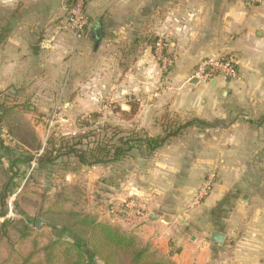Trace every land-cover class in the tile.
I'll return each mask as SVG.
<instances>
[{"label": "crops", "instance_id": "crops-1", "mask_svg": "<svg viewBox=\"0 0 264 264\" xmlns=\"http://www.w3.org/2000/svg\"><path fill=\"white\" fill-rule=\"evenodd\" d=\"M71 2L0 0L2 96L67 97V114L110 113L111 126L150 137L191 123L150 155L81 166L83 211L175 264H264V2L87 0L80 37L66 29ZM154 38L173 60L168 73ZM225 57L235 80H190L202 60ZM129 200L142 216L114 212Z\"/></svg>", "mask_w": 264, "mask_h": 264}, {"label": "trees", "instance_id": "trees-1", "mask_svg": "<svg viewBox=\"0 0 264 264\" xmlns=\"http://www.w3.org/2000/svg\"><path fill=\"white\" fill-rule=\"evenodd\" d=\"M157 40H149L153 52ZM164 52L166 53V44ZM0 110L1 113H8L10 109L0 106ZM190 124L187 122L173 129L166 127L165 133L159 137L119 127L105 128L98 133L60 137L57 141L51 140L38 156L40 146L30 151L22 144L21 149L12 148L0 140V167H4L3 161H6L8 172L0 190V239H6L9 229L16 226H20V240L31 238L35 232L32 224L36 225L39 218L43 220L42 226L51 231L50 237L42 245L33 238L29 252L14 264H175L149 244H143L135 236L99 221L89 213L66 210L63 202L61 204L55 201L48 208L41 206L34 219L21 212L23 217L16 220L7 218L6 201L17 189L15 180L27 175L29 168L34 166V161L33 172H43L46 179L63 159L76 160L84 167L115 165L135 151L145 150L149 155L154 153L170 137L177 136Z\"/></svg>", "mask_w": 264, "mask_h": 264}, {"label": "rangeland", "instance_id": "rangeland-1", "mask_svg": "<svg viewBox=\"0 0 264 264\" xmlns=\"http://www.w3.org/2000/svg\"><path fill=\"white\" fill-rule=\"evenodd\" d=\"M2 94L1 92L0 106L10 110L8 113H1L0 110V140L6 146L21 149L24 145L30 151L40 146L37 156L42 153V147L47 146L51 140L57 141L60 137H73L82 133H98L113 127L110 113L101 118L96 117V122L93 121L94 116L67 114L64 107L67 97H3ZM79 98L83 100V97ZM108 103L103 107L104 110L111 109V104ZM66 161L61 160L52 169L49 180L43 172H33L32 168L36 163L34 161V166L29 168L27 175L15 180L17 189L6 201L7 218L19 220L23 217L20 213L24 212L34 219L41 206L48 208L55 201L61 204L63 202L66 210H87L86 201L89 198L87 199L88 194H83V169L75 160ZM3 165L4 167H0V190L8 177L6 161H3ZM46 189L49 191L46 192ZM41 221L38 229L32 224L35 232L27 240H20V226L9 229L8 237L0 239V264L19 262V258L31 249L33 238L40 245L46 243L51 231L43 227V220Z\"/></svg>", "mask_w": 264, "mask_h": 264}, {"label": "built area", "instance_id": "built-area-1", "mask_svg": "<svg viewBox=\"0 0 264 264\" xmlns=\"http://www.w3.org/2000/svg\"><path fill=\"white\" fill-rule=\"evenodd\" d=\"M241 1L252 7L259 6L264 2V0ZM86 4L87 0H73L67 11L66 29L78 37L84 33L89 22L85 11ZM164 48L165 42L162 39H158L154 45V54L159 62L161 71L168 73L173 65V60L164 52ZM219 78L227 80H235L237 78V67L232 58H208L202 60L193 70L190 80L196 79L201 84H209ZM210 183L207 181L201 187L194 199V204H199L207 196L211 186ZM135 207L134 201H123L118 209H114V212L124 215L125 219L131 217V212L135 213L136 216H142L139 211H135Z\"/></svg>", "mask_w": 264, "mask_h": 264}, {"label": "water", "instance_id": "water-1", "mask_svg": "<svg viewBox=\"0 0 264 264\" xmlns=\"http://www.w3.org/2000/svg\"><path fill=\"white\" fill-rule=\"evenodd\" d=\"M193 82H194V83H197V80L194 79ZM41 223H42V221H41L40 219H37V221H36V225H35L36 229L39 228V226H40ZM223 239H224V237H223V235L220 234V233L213 232V233L211 234V241H212L213 243H215V244H221V243L223 242Z\"/></svg>", "mask_w": 264, "mask_h": 264}]
</instances>
